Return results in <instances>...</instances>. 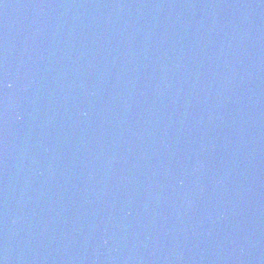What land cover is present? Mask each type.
<instances>
[{"label": "water", "instance_id": "95a60500", "mask_svg": "<svg viewBox=\"0 0 264 264\" xmlns=\"http://www.w3.org/2000/svg\"><path fill=\"white\" fill-rule=\"evenodd\" d=\"M0 264H264V0H0Z\"/></svg>", "mask_w": 264, "mask_h": 264}]
</instances>
